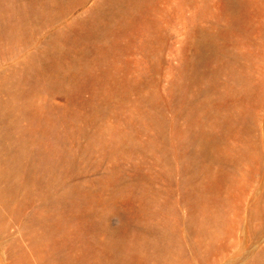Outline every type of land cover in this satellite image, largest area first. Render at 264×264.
Returning a JSON list of instances; mask_svg holds the SVG:
<instances>
[{
    "label": "rangeland",
    "instance_id": "rangeland-1",
    "mask_svg": "<svg viewBox=\"0 0 264 264\" xmlns=\"http://www.w3.org/2000/svg\"><path fill=\"white\" fill-rule=\"evenodd\" d=\"M0 264H264V0H0Z\"/></svg>",
    "mask_w": 264,
    "mask_h": 264
}]
</instances>
